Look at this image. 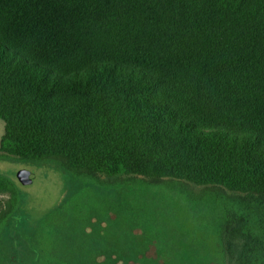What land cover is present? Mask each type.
Wrapping results in <instances>:
<instances>
[{"label": "trees", "instance_id": "16d2710c", "mask_svg": "<svg viewBox=\"0 0 264 264\" xmlns=\"http://www.w3.org/2000/svg\"><path fill=\"white\" fill-rule=\"evenodd\" d=\"M0 121V161L119 194L163 264H264V0H0ZM0 195V264H68Z\"/></svg>", "mask_w": 264, "mask_h": 264}, {"label": "rangeland", "instance_id": "374dc122", "mask_svg": "<svg viewBox=\"0 0 264 264\" xmlns=\"http://www.w3.org/2000/svg\"><path fill=\"white\" fill-rule=\"evenodd\" d=\"M4 133L5 123L0 121V142ZM23 169L35 174L31 185L18 183V173ZM0 174L16 183L24 204L23 214L16 219L19 228H12V232L9 233H14L21 243L26 241L33 255L38 254L40 248L38 237L41 231L47 230L52 248L55 247L57 250V261H65L68 264H150L153 259L155 263L163 264V260L158 261L160 257H151L158 251L153 248L154 251H151L150 244L153 239H150L149 234L143 233L141 229L135 232L129 220L119 222L103 212L111 211L109 204L113 207L115 203L121 202L116 200L119 194L112 193L111 197H106L109 195L108 192L75 181L52 167L0 161ZM6 199V196L0 195L1 201ZM102 199L105 200L103 206ZM75 207L84 210L80 220H76L77 214L73 211ZM154 211L155 213L150 210V214L157 215L164 221L162 211L156 209ZM148 213L145 211L142 222L150 216ZM135 220L134 218L133 223ZM121 223L123 228L119 227ZM156 224L155 222L154 226ZM161 233L162 230L159 229L157 234ZM162 240L157 246L161 247ZM200 251L195 249L193 252L185 245L181 248V254L183 257L187 256L185 257L187 259L192 254L200 255ZM20 252L19 261L23 260L22 248ZM83 260L86 263H82Z\"/></svg>", "mask_w": 264, "mask_h": 264}, {"label": "water", "instance_id": "95a60500", "mask_svg": "<svg viewBox=\"0 0 264 264\" xmlns=\"http://www.w3.org/2000/svg\"><path fill=\"white\" fill-rule=\"evenodd\" d=\"M17 178H18V182L21 185H31L35 178V174L32 171L23 169V170H20Z\"/></svg>", "mask_w": 264, "mask_h": 264}]
</instances>
